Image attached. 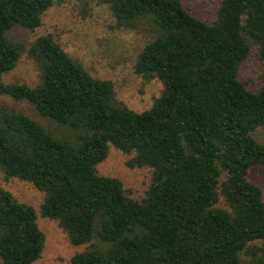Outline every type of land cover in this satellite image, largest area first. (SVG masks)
Here are the masks:
<instances>
[{
	"label": "trees",
	"instance_id": "1",
	"mask_svg": "<svg viewBox=\"0 0 264 264\" xmlns=\"http://www.w3.org/2000/svg\"><path fill=\"white\" fill-rule=\"evenodd\" d=\"M92 1L108 7L117 29L148 37L134 72L160 81L161 95L136 113L51 35L25 49L9 33L37 30L53 0H0V96L47 123L0 107L1 172L43 193L40 216L71 246L86 245L70 264H264V199L248 179L264 166V143L252 136L264 129V0H221L211 23L180 0ZM252 45L262 67L255 92L238 79ZM23 52L38 83L5 84ZM110 145L133 154L129 168L152 170L141 201L97 174ZM36 219L0 188V264L40 258Z\"/></svg>",
	"mask_w": 264,
	"mask_h": 264
},
{
	"label": "rangeland",
	"instance_id": "2",
	"mask_svg": "<svg viewBox=\"0 0 264 264\" xmlns=\"http://www.w3.org/2000/svg\"><path fill=\"white\" fill-rule=\"evenodd\" d=\"M184 8L203 22L211 23L221 0H180ZM10 37L22 43L27 49L36 38L51 35L53 40L74 61L79 63L93 79L112 84L114 97L130 110L141 113L149 110L162 91L158 80L145 82L134 72L136 59L148 42V37L117 29L108 7L92 1H68L58 3L53 0L41 18V26L34 32L15 28ZM261 63L257 57V46L252 45L248 57L240 64L238 79L247 89L255 92L261 85ZM5 84H25L34 86L39 81L36 64L27 57L26 52L16 67L2 77ZM0 107L23 112L33 117L41 125L47 123L36 118L24 102H14L0 96ZM253 138L264 143V129H258ZM133 154L127 155L109 146L107 158L97 165V174L118 179L126 194L135 201H141L146 194L152 177L150 168H129L127 162ZM250 182L259 186L264 199V166H257L248 174ZM0 188L11 193L17 202L31 206L36 213V224L45 238L40 258L33 264H70V258L82 252L86 245L73 247L55 221L42 218L40 209L44 194L30 183L18 179H6L0 170ZM222 206V204H220ZM261 246V243H257ZM244 258V257H242Z\"/></svg>",
	"mask_w": 264,
	"mask_h": 264
}]
</instances>
